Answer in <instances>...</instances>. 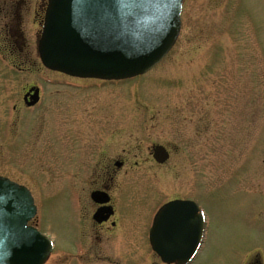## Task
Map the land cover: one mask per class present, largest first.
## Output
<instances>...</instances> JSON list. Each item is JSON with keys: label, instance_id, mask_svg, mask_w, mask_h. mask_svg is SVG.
<instances>
[{"label": "rangeland", "instance_id": "1", "mask_svg": "<svg viewBox=\"0 0 264 264\" xmlns=\"http://www.w3.org/2000/svg\"><path fill=\"white\" fill-rule=\"evenodd\" d=\"M45 1L0 0V176L31 191V223L56 244L48 264H81L83 234L115 236L102 243L115 261L163 264L149 229L175 199L206 218L191 264H264V0H183L171 51L117 81L43 67ZM33 88L40 100L28 106ZM155 145L170 154L163 165ZM117 158L112 193L127 215L108 231L85 217L90 197L75 193V176Z\"/></svg>", "mask_w": 264, "mask_h": 264}, {"label": "water", "instance_id": "2", "mask_svg": "<svg viewBox=\"0 0 264 264\" xmlns=\"http://www.w3.org/2000/svg\"><path fill=\"white\" fill-rule=\"evenodd\" d=\"M182 5L183 0H47L38 57L46 69L74 78L117 81L143 75L176 44ZM31 91L28 106L39 100V89ZM154 158L164 163L169 153L156 146ZM99 213L94 219L101 221ZM36 214L31 191L0 176V264L49 259L53 241L30 225ZM205 225L196 202L169 201L153 218L150 246L164 264H191Z\"/></svg>", "mask_w": 264, "mask_h": 264}, {"label": "flooded vegetation", "instance_id": "3", "mask_svg": "<svg viewBox=\"0 0 264 264\" xmlns=\"http://www.w3.org/2000/svg\"><path fill=\"white\" fill-rule=\"evenodd\" d=\"M31 95L32 92L29 93V95L27 96V101L30 100ZM153 152L151 153V156H153L154 158ZM166 162L162 163L161 165L165 164ZM111 164L112 166H110ZM123 166H124L123 160H119L118 158L116 160L112 159L111 161H109L107 165H104L101 168L100 173L96 172V168L90 170V168L88 167L89 168L88 170L84 169L82 173L80 172L77 176H75L76 179L74 185L75 193L78 192L81 193L82 190L83 191L87 190L90 197L89 199H90V204L92 206V210L85 217L90 218L91 215L92 220L95 222L96 226L98 227L108 225L107 226L108 231L112 228H116L119 225L120 216L124 218L127 215L125 211L120 212L118 210L114 201L115 198L112 193V188L115 179L114 173L117 172V170L120 171L123 168ZM100 176H101V180H98V177ZM70 189L71 188L70 186H68V182H67L63 190L68 191ZM105 200L107 201L105 202ZM98 211L100 212L98 218L101 219V221L94 219V215H96ZM81 238L82 239L80 245L78 246L80 250L76 255V259H78V261L81 262V264H88V263L127 264V262L123 260V258H122V262L115 261L113 254L109 255L106 253L107 250H104V246L102 245V243L109 242V240L114 239L115 236L101 235V234H96V235L83 234L81 235ZM121 239L122 241L119 240V242H123L124 241L123 239H126V237L122 236ZM55 246L56 244L54 242L53 252ZM53 252L51 253L49 259L46 261L45 264L49 263ZM122 252L125 253V250L123 249Z\"/></svg>", "mask_w": 264, "mask_h": 264}]
</instances>
